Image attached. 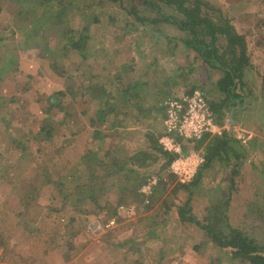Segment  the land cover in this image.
I'll return each instance as SVG.
<instances>
[{"label":"rangeland","instance_id":"374dc122","mask_svg":"<svg viewBox=\"0 0 264 264\" xmlns=\"http://www.w3.org/2000/svg\"><path fill=\"white\" fill-rule=\"evenodd\" d=\"M204 1L206 15L215 21L227 19L247 41L249 64L237 90L249 100L244 110L247 125L260 135L255 157L247 165L243 161L234 175L229 168L239 163L230 159L237 149L230 145L223 151L229 153L227 160L214 161L185 186L167 171L157 173L160 164L138 166L146 179L152 174L160 178L150 203L144 201L142 186L127 196L131 183L116 175L106 180L109 186L97 205L85 187H78L89 180L88 172L66 178L62 187L59 182L77 170L79 154L98 148L103 157L107 147L115 149L119 144V139L106 137L105 144L95 137L96 129L102 135L109 133V124H102L98 114L103 106L99 85L115 89L112 83L120 78L123 85L137 82L140 97L119 109L122 114L138 115L140 103L141 115L148 110L155 113L152 122L160 128L163 122L156 105L184 95L191 77L198 78L196 88L205 92L216 116L227 110L226 95L218 84L223 74L202 68L196 53L182 42L176 47L169 43L165 35L184 36L176 25L139 23L129 11L134 5L141 16L155 17L140 0L82 1L101 18L90 24L88 57L75 52L60 55L53 67L45 48H58L59 34L51 32L39 47L25 48L24 30L18 24L34 20L31 3L0 0V63L16 61L0 83V264H237L228 247L219 245L195 221L181 217L179 209L186 205V217L213 225L223 238L230 226L264 245V0ZM64 4L61 25L81 28L85 17L77 12V0H64ZM30 8V14L18 15ZM164 8L175 14L172 8ZM217 45L224 51L226 37L219 36ZM189 68H194L192 73H184ZM60 93L61 107H51L50 97ZM127 119L125 123L132 126L133 119ZM106 121L110 123V117ZM225 123L228 129V119ZM43 127L51 129L50 139L45 138ZM130 132L125 144L129 152L147 146L143 128ZM98 184L104 186L105 181ZM79 193L84 200L77 202ZM107 202L116 215L108 216L103 210ZM131 205L134 212L129 210ZM113 217L117 224L111 228L92 227L95 219L104 224Z\"/></svg>","mask_w":264,"mask_h":264},{"label":"trees","instance_id":"16d2710c","mask_svg":"<svg viewBox=\"0 0 264 264\" xmlns=\"http://www.w3.org/2000/svg\"><path fill=\"white\" fill-rule=\"evenodd\" d=\"M26 1L31 3L32 10L36 15L34 20L29 23L30 25L22 24L23 22L18 24L19 28L24 30L25 48L39 47L40 42L45 39L49 33L54 32L56 35L59 34L62 40L59 44V49L45 48V52L49 54L47 56L54 60L52 64L53 67L56 66L55 63L57 56L60 55L66 56L69 53L75 52L82 54L85 58L88 57V45L92 38L90 24L101 22V18L93 9V6L86 3L88 5L87 9L86 6L81 4V2L85 0H77V12H81L82 17H85V24L81 28L74 30L63 26L64 22H62L61 15L65 14L67 9L64 0ZM140 1L155 13V17L149 18L141 16L138 12L137 6L134 5L129 11L135 16L139 23L143 24V26L157 23L176 25L183 32L184 36L174 37L165 35V38L169 43L174 42V46L176 47L179 44V41L182 42L188 50H192L196 53L194 58L195 60H200L202 68L207 71L211 69L218 70L223 74L218 79V84L220 91L224 92L226 95V102L228 103V109H230V103L240 98V96L237 95L236 90L240 87L239 84H243V69L249 64L245 36L239 33L227 19L215 21L213 18L206 15L203 8L208 6V3L204 0ZM96 4L99 5V3ZM164 6L172 8L175 11V14L166 12ZM30 10L31 8L26 12L24 9H21L19 11L20 14L18 13V15L22 17L23 13L27 14ZM2 11L3 6L0 4V15ZM27 17L29 16H26V18ZM219 36L226 37L228 46L224 51H221L217 45ZM15 62L14 59L2 60L3 64L0 63V83L4 78V73H7ZM193 69L194 68H189V70L185 69L184 73L190 74ZM191 79L192 84L189 88L185 89L184 94H190L197 89L196 84L198 78L191 77ZM121 81L120 78V81L112 83L113 86L115 85V89L112 88L111 85H109V87L105 84L99 85V90L101 91L100 100L102 101L103 106L99 107L98 114L99 118L102 120V124H109V126L106 127V129L109 130V133L102 135L101 130H95V137L100 139L103 143L107 144L106 137H111L112 140L119 139V144L115 149H112V146L107 147L103 157L98 155V148L88 149L82 156L81 160L77 163V170L75 172L73 171L68 176L61 177L60 180L62 182H59V186H61L65 181L68 182L66 178H79L85 176L86 172H88L89 175L85 177H88L89 180L81 184L82 186L78 187H80V189L85 187L90 193V196L88 197L93 199L97 205H101V194L106 191L107 186H109L106 180L112 176H124L126 184L129 185V183H131L132 186L129 187L127 196L130 195V197H132L134 192H138L142 184L146 182V177L143 174L145 171L136 169L138 166L143 168L149 167L150 165L152 166L153 164H160L158 171H156L157 173L167 171L169 177H175L169 172V166L176 157V154L164 150L163 146L160 144L159 139L164 132L163 126L158 128L156 123L152 122V120L155 121V113L148 110L147 115H141L142 111H144V107H141L140 103L136 105L137 108L140 109L138 115L132 116V113L129 111L122 114V110L120 111L119 108H128L127 105L129 104L130 106V102L134 101V98H139L141 95V92L138 89L140 86L137 82L132 85H123ZM58 95L60 96L62 93L50 97L49 100L51 107H61V102H59L57 98ZM0 99L2 98L0 97ZM118 101L124 102V104L121 105ZM156 108L160 111L163 122L165 106L163 104L156 105ZM129 116L133 119L132 126L125 123V120H128L127 118ZM108 117L111 119L110 123L106 121ZM217 119L220 124H225L226 113L221 111L220 115L217 116ZM158 122L160 121H157V123ZM134 124H136V127H133ZM137 128H143V135L146 139L147 146L133 150L131 153V150L129 152V149L126 148L125 145L127 142L126 135L131 133L130 130L133 131ZM43 129L45 138L50 139L52 137L51 129H48L47 127H43ZM178 140L182 143L184 152L191 149L201 148L206 152V161L191 183L196 181L202 169L210 167L216 158L220 157L227 160L229 158V153L224 154L223 151L230 148V145L240 143L239 139L230 137L227 131L222 136L205 135L201 139L187 141L178 137ZM119 153H125L126 155L120 157ZM232 155L237 156V150L234 149ZM84 171L86 172L83 173ZM99 171H102L103 173L98 176L96 174ZM232 174L236 175V170H234ZM102 181H105L104 186L98 184ZM180 185L185 186V184L181 183ZM127 189L128 188L125 187V191ZM139 194L137 195L139 196ZM80 200H84V194H77V202ZM128 201L129 199L125 200V202ZM227 202H229V200ZM186 206L179 209L181 217L183 219L188 218L189 220L195 221L202 228L206 229L209 235L213 237L219 245L225 248L228 247L232 254V258L238 262L237 264H264V245L256 243L241 230L230 226L229 235L223 238L220 231H217L216 227L213 225H205L196 218L186 217ZM101 207L104 211L107 210L106 214L108 216H114L117 213L112 210L113 207L111 204H108V202Z\"/></svg>","mask_w":264,"mask_h":264},{"label":"built area","instance_id":"2783aa9c","mask_svg":"<svg viewBox=\"0 0 264 264\" xmlns=\"http://www.w3.org/2000/svg\"><path fill=\"white\" fill-rule=\"evenodd\" d=\"M165 115L163 118V135L159 142L164 150L176 154L169 166V172L182 184L191 183L206 161L203 148L191 149L184 152V141L201 139L205 135L222 136L227 131V124H220L214 114L204 91L197 88L190 94H184L164 102ZM159 176L152 174L147 177L141 187L145 203H150L154 188L158 185ZM129 210L133 211V205ZM117 224L115 217L102 223L95 219L92 227L111 228Z\"/></svg>","mask_w":264,"mask_h":264},{"label":"crops","instance_id":"0c3cea01","mask_svg":"<svg viewBox=\"0 0 264 264\" xmlns=\"http://www.w3.org/2000/svg\"><path fill=\"white\" fill-rule=\"evenodd\" d=\"M236 93L240 94L238 90H236ZM240 98L236 99L234 102H231V108L226 110V108H223V111L226 113V119H229V115L232 111L234 110V119L236 121V124L234 126L233 132H235V136L239 138L240 143L239 144H233V146L237 149V156H231L230 159L238 161V165L232 169V167L229 168L230 172L233 173L234 170H236V174L239 173L240 170V165H247L249 162L252 160V158L255 157L256 151L255 149L258 147V144H256V141L258 140L257 137H260V135L257 133V130L255 128H250L246 121H245V116H244V110L249 107V100L246 97H243L242 94L239 95ZM244 101H246V104H244ZM236 138V139H237ZM227 150V149H226ZM234 151V149H233ZM233 154V152H232ZM84 155V154H83ZM80 155L79 160H81L82 156ZM246 157L244 158V156ZM221 162L223 161L222 158L218 157L214 161ZM232 160V161H233ZM213 161V162H214ZM229 161V160H228ZM232 163V162H231ZM235 175V174H234Z\"/></svg>","mask_w":264,"mask_h":264},{"label":"water","instance_id":"95a60500","mask_svg":"<svg viewBox=\"0 0 264 264\" xmlns=\"http://www.w3.org/2000/svg\"><path fill=\"white\" fill-rule=\"evenodd\" d=\"M233 113H234V110L232 109V111H231V113H230V115H229V119H228V125H229V128L227 129V132H228V135H229L230 137H235V138H237V137L233 134L234 126H235V124H236V121H235V119H234V115H233ZM237 139H239V138H237Z\"/></svg>","mask_w":264,"mask_h":264}]
</instances>
